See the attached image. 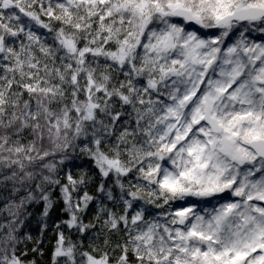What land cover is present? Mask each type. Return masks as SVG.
Returning <instances> with one entry per match:
<instances>
[{
	"label": "snow or ice",
	"instance_id": "obj_1",
	"mask_svg": "<svg viewBox=\"0 0 264 264\" xmlns=\"http://www.w3.org/2000/svg\"><path fill=\"white\" fill-rule=\"evenodd\" d=\"M49 232L48 264H264V0H0V264Z\"/></svg>",
	"mask_w": 264,
	"mask_h": 264
},
{
	"label": "trees",
	"instance_id": "obj_2",
	"mask_svg": "<svg viewBox=\"0 0 264 264\" xmlns=\"http://www.w3.org/2000/svg\"><path fill=\"white\" fill-rule=\"evenodd\" d=\"M254 36L258 35L256 33L253 34ZM89 162L86 160V158H81L77 160H70L67 162L68 167L72 169L73 172H77L79 168L84 167ZM30 231L33 235V240L28 242V247L31 248L35 246V241L39 238V232H40V224H38L35 220H33V223L30 227ZM51 239V233H47L45 237V242L43 245L44 250V256L38 257L39 264H48V256L50 252L51 245L48 243V241Z\"/></svg>",
	"mask_w": 264,
	"mask_h": 264
}]
</instances>
